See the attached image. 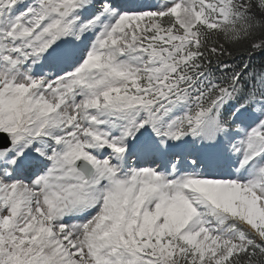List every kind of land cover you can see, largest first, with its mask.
<instances>
[{
  "label": "snow or ice",
  "instance_id": "1",
  "mask_svg": "<svg viewBox=\"0 0 264 264\" xmlns=\"http://www.w3.org/2000/svg\"><path fill=\"white\" fill-rule=\"evenodd\" d=\"M0 264H264V0H0Z\"/></svg>",
  "mask_w": 264,
  "mask_h": 264
}]
</instances>
